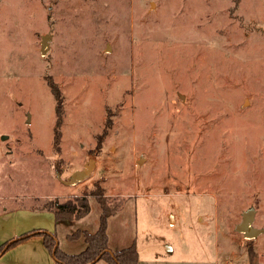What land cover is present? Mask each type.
Instances as JSON below:
<instances>
[{
    "label": "rangeland",
    "instance_id": "rangeland-1",
    "mask_svg": "<svg viewBox=\"0 0 264 264\" xmlns=\"http://www.w3.org/2000/svg\"><path fill=\"white\" fill-rule=\"evenodd\" d=\"M95 193L138 194L140 241L175 258L247 251L243 212L264 228V0H0V244L24 232L17 206Z\"/></svg>",
    "mask_w": 264,
    "mask_h": 264
},
{
    "label": "crops",
    "instance_id": "crops-1",
    "mask_svg": "<svg viewBox=\"0 0 264 264\" xmlns=\"http://www.w3.org/2000/svg\"><path fill=\"white\" fill-rule=\"evenodd\" d=\"M138 194L131 193L124 196L120 208L108 218V246L111 250L117 251L135 245L138 250V264H222L220 254L215 258L208 259H186L171 256L174 248L162 235L154 241H140V224L138 212ZM90 210L80 218H66L57 220L52 211L41 208H31L30 206H17L24 209L23 215L26 227L18 228V232H26L31 229H46L55 232L60 248L68 253H79L87 247L85 232L94 233L100 226L101 215L103 212L100 202L93 196L89 198ZM6 210V209H5ZM15 211V210H13ZM18 213V211H17ZM14 213L13 214H17ZM48 214L49 216H47ZM54 214V213H53ZM45 227V228H43ZM27 230V231H28ZM17 232V233H18ZM23 232V233H24ZM79 233V235L74 236ZM243 238L244 234H243ZM11 240V239H10ZM244 240V239H243ZM249 239L248 241H250ZM262 239L253 238L252 245L254 257L251 258L249 250L235 251L232 255L224 258V264H264V254L261 244ZM155 245L156 250L150 245ZM163 246L166 250L160 251L158 247ZM12 252V253H11ZM245 253V255L243 254ZM257 255V256H256ZM0 264H59L47 249L44 238L41 234H34L14 246L7 249L0 255ZM94 264H109L106 260L100 259Z\"/></svg>",
    "mask_w": 264,
    "mask_h": 264
},
{
    "label": "trees",
    "instance_id": "trees-1",
    "mask_svg": "<svg viewBox=\"0 0 264 264\" xmlns=\"http://www.w3.org/2000/svg\"><path fill=\"white\" fill-rule=\"evenodd\" d=\"M50 85L58 102L57 126H61V116L63 115V98L56 84L50 83ZM60 136V132L55 133V142L59 141ZM94 196H96L100 202L103 212L98 230L94 233L85 232L88 245L83 251L79 253H68L60 248L55 232H51L46 229H33L0 244V255L18 242L34 234H41L44 238V243L47 249L59 264H94L100 259L106 260L109 264H138L139 255L135 245L117 251H113L109 248L107 232L108 218L111 214L115 213L119 207H108L104 195L101 193H95ZM44 209L52 211L57 220L66 218L72 219L85 216L90 210V205L87 197H76L75 200L64 202L49 200L46 202ZM77 235H79V233L75 234L74 236ZM248 250L250 257L253 258L255 253L253 248L249 246Z\"/></svg>",
    "mask_w": 264,
    "mask_h": 264
},
{
    "label": "water",
    "instance_id": "water-1",
    "mask_svg": "<svg viewBox=\"0 0 264 264\" xmlns=\"http://www.w3.org/2000/svg\"><path fill=\"white\" fill-rule=\"evenodd\" d=\"M50 34L46 33L42 35L41 39V54H47L49 50V39ZM7 138L4 136L3 139ZM96 167V160L94 158H90L82 168L75 169L70 176L66 179H62V181L67 185H76L86 178H88ZM256 210L254 208H250L243 212L242 220L236 224V229L244 234L246 239H253L256 236L264 233L263 227H256L254 225Z\"/></svg>",
    "mask_w": 264,
    "mask_h": 264
}]
</instances>
